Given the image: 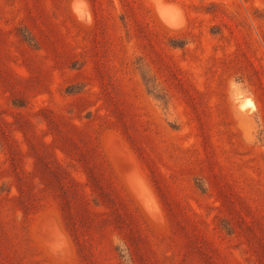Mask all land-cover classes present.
Instances as JSON below:
<instances>
[{"label": "rangeland", "instance_id": "rangeland-1", "mask_svg": "<svg viewBox=\"0 0 264 264\" xmlns=\"http://www.w3.org/2000/svg\"><path fill=\"white\" fill-rule=\"evenodd\" d=\"M0 264H264V0H0Z\"/></svg>", "mask_w": 264, "mask_h": 264}, {"label": "bare ground", "instance_id": "bare-ground-1", "mask_svg": "<svg viewBox=\"0 0 264 264\" xmlns=\"http://www.w3.org/2000/svg\"><path fill=\"white\" fill-rule=\"evenodd\" d=\"M62 244V243H61ZM65 246V245H64Z\"/></svg>", "mask_w": 264, "mask_h": 264}]
</instances>
